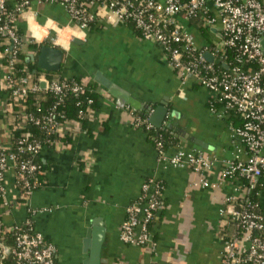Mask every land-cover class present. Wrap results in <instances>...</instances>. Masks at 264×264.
I'll use <instances>...</instances> for the list:
<instances>
[{
	"label": "crops",
	"instance_id": "obj_1",
	"mask_svg": "<svg viewBox=\"0 0 264 264\" xmlns=\"http://www.w3.org/2000/svg\"><path fill=\"white\" fill-rule=\"evenodd\" d=\"M28 10H35L41 23L53 17L62 26L75 27L58 2L30 0L22 13ZM22 13L15 24L31 72L37 54L28 44L34 41L26 35ZM184 23L194 29L192 21ZM84 32L86 39L74 41L71 52L63 53L59 70L51 72L92 84L98 93V108L90 113L86 125L68 123L73 135L67 144L41 147L39 156L46 164L44 181L24 200L18 196L14 168L9 162L3 174L7 204L0 205L1 223H19L27 216L28 207L37 209L32 217L34 226L53 242L55 264H85L92 245L93 220L97 218L101 219L97 226L104 229L100 264H220L219 233L225 226L219 209L224 198L233 192V183L226 179L216 187L202 186L200 177L210 181L218 178L221 160L232 155L229 125L234 120L211 112L206 90L191 77L177 74L165 62L160 45L141 38L131 24L99 19ZM54 35L49 37V45ZM31 55L36 56L31 59ZM5 71L0 57L2 145L9 143L8 123L14 119L3 87ZM97 71L143 103L141 109L165 101L168 111L161 126L168 124L181 139L168 147L165 154L168 156L180 147L200 149L215 157L210 169L200 174L190 165L176 166L161 158L153 142L134 123L135 109L127 103L120 105L94 79ZM39 78L44 81L43 74ZM147 177L165 182V207L156 212L150 226L155 237L153 247L126 243L119 238L125 207L138 197ZM260 202L264 207V192ZM87 237L90 240L85 245Z\"/></svg>",
	"mask_w": 264,
	"mask_h": 264
},
{
	"label": "built area",
	"instance_id": "obj_2",
	"mask_svg": "<svg viewBox=\"0 0 264 264\" xmlns=\"http://www.w3.org/2000/svg\"><path fill=\"white\" fill-rule=\"evenodd\" d=\"M51 1L63 5L72 25L83 31L91 21H109V16L117 18L116 23L131 24L139 30L141 38L160 45L165 62L177 74L191 77L206 90L211 112L218 117L232 113L239 118L229 125L232 155L221 160L218 178L210 181L200 177V184L216 187L226 179L233 183V192L224 198L219 209L223 225L230 223L231 226L228 233L224 229L219 233L220 264H264V234L260 233L264 221L255 210L256 202L251 200L252 189L264 177V0ZM29 2L20 1L19 14ZM5 3L6 0H0V57L7 56L3 87L11 105L13 101L22 103L23 97L37 91L43 80L35 81L28 69L21 74L14 72L16 53L23 44L15 18L8 14ZM191 19L200 21L201 28L194 24V29L188 28L184 21ZM207 52L212 55L211 59L205 56ZM43 77L45 86L59 95V99L67 87L74 91L81 88L78 83L69 85L55 78L47 81L44 74ZM53 108L54 105L40 115L28 117L53 134L52 144H55L61 143L57 137L63 125L55 117ZM42 146L37 140L25 144L23 139L18 140L20 151L26 148L38 152ZM166 150H158L161 158L176 166L190 165L200 174L207 172L215 161L214 156L200 149L180 147L168 156ZM16 158L10 148L0 144V205L7 204L3 174L10 163L14 168ZM36 168L30 158L19 165L23 173H31ZM154 181L153 178L144 180L138 197L126 205L125 217L119 226V238L123 242L154 246L149 223L162 206L155 197ZM23 183L24 191H19L15 183L22 200L35 189V184L30 185L26 176ZM36 211L27 208V216L17 223L11 246L0 242V264L8 253L21 264H54L53 242L34 223L30 224L29 218L33 219Z\"/></svg>",
	"mask_w": 264,
	"mask_h": 264
},
{
	"label": "trees",
	"instance_id": "obj_3",
	"mask_svg": "<svg viewBox=\"0 0 264 264\" xmlns=\"http://www.w3.org/2000/svg\"><path fill=\"white\" fill-rule=\"evenodd\" d=\"M21 0H6L5 6L8 14L14 19L19 15V10L17 5ZM192 23L198 28H201L200 21L196 19H191ZM94 21L89 23L91 26ZM139 32V30H136ZM204 31V30H203ZM17 32L20 34V30L17 28ZM139 34V33H138ZM23 41L21 37V42ZM23 43V42H22ZM30 46L35 48L36 54L39 51V48L43 44H50L48 40H45L43 44H38L36 42L28 43ZM36 56V55H35ZM7 56L3 57V63L5 64ZM28 54L23 52L21 48L17 50L16 53V62L14 72L17 74L24 73L27 70V64L29 63ZM31 75L35 81L40 82V74H44L47 81L52 78L57 79L58 81H66L69 85L73 83H78L81 88L78 91L72 90L70 87H67L62 93L60 99L59 95H56L47 86H41L37 91H30L23 97V102L17 103L13 101L10 111L14 115L13 121L8 123L9 131V143L4 144L5 148H10L17 156L16 165L14 166L15 174V183L19 191L26 190V187L23 183L24 177L26 176L30 182V185L35 184V188L42 185L44 181V172H45V163L40 159L39 151L33 152L29 151L26 148L21 151L18 148V140L23 139L24 144L29 140L40 141L43 145L52 144L53 134L47 133L45 128L39 124H35L28 117L31 115H40L43 112L47 111L50 107L54 105L55 117L63 125L62 133L57 137L63 144H67L72 139L73 130L68 125L71 121H77L80 126L86 125L90 113L98 108V93L94 89L93 85L87 82L82 81L76 77H68L62 75L60 72L53 73L51 71L43 70L37 67L35 61H33V70ZM207 103V102H206ZM148 109L134 110V123L140 127L147 135V137L153 142L157 150H166L168 147L181 142V139L178 135L175 134V130L171 126L163 125L156 127L149 123ZM230 119L234 120V123L238 122L239 118L234 116L232 113L227 115ZM30 158L37 168L31 173H23L19 169L20 163ZM150 177L145 178L146 181ZM156 189V198L159 201V205H162L157 211L163 209L166 204V199L163 195L165 182L163 179H155L154 181ZM264 192V177H260L258 183L252 189L251 200L256 202L255 210L263 217L264 221V207L260 202V195ZM0 196V202H1ZM22 199V198H20ZM30 224L34 223L33 219L29 218ZM155 220V216L149 223V227L152 222ZM17 223L12 226H4L0 222V242L11 246L14 243L15 231L17 230ZM231 229L230 223L224 227L225 232H229ZM260 233L264 234V226L260 230ZM153 240L155 237L152 235ZM56 262V252L54 255V264ZM3 264H21L18 263L13 256L8 253L2 257Z\"/></svg>",
	"mask_w": 264,
	"mask_h": 264
},
{
	"label": "water",
	"instance_id": "obj_4",
	"mask_svg": "<svg viewBox=\"0 0 264 264\" xmlns=\"http://www.w3.org/2000/svg\"><path fill=\"white\" fill-rule=\"evenodd\" d=\"M77 41V40H76ZM63 51L58 48H53L51 45L43 44L39 48L36 57V65L37 67L47 70V71H57L60 68L61 59H62ZM205 56L208 59L212 58L210 53H206ZM31 59H34L35 56L31 55ZM94 79L101 83L103 86L107 88V90L116 97L117 102L120 105H124L127 103L135 110H139L144 107V104L139 100L132 97L127 91L119 87L117 84L113 83L108 77L103 75L100 71H97L94 75ZM42 85L45 86V81H41ZM147 109H149L148 120L151 124L156 127H160L167 115L168 108L165 104V101H161L159 104L152 107V105H147ZM168 125V124H165ZM169 126V125H168ZM202 147L206 148L207 145L197 140ZM101 224V219L93 220V234H92V245L90 246L89 256L85 260V264H100L101 258L99 256L101 242L103 239V226L98 227L97 225ZM90 237L84 240L85 245L88 244Z\"/></svg>",
	"mask_w": 264,
	"mask_h": 264
},
{
	"label": "clouds",
	"instance_id": "obj_5",
	"mask_svg": "<svg viewBox=\"0 0 264 264\" xmlns=\"http://www.w3.org/2000/svg\"><path fill=\"white\" fill-rule=\"evenodd\" d=\"M22 19L25 23L26 35L32 41L43 44L45 40H48L55 33L51 39V46L61 49L63 53L71 52L74 41H84L86 39V33L83 30L71 25L62 26L53 17H47L41 23L35 10H28L22 13ZM108 19L110 23L115 24L117 18L109 16Z\"/></svg>",
	"mask_w": 264,
	"mask_h": 264
}]
</instances>
